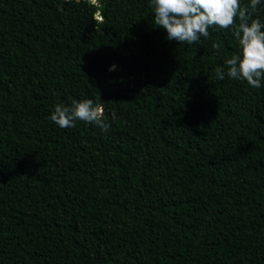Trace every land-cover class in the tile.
Segmentation results:
<instances>
[{
	"label": "trees",
	"instance_id": "trees-1",
	"mask_svg": "<svg viewBox=\"0 0 264 264\" xmlns=\"http://www.w3.org/2000/svg\"><path fill=\"white\" fill-rule=\"evenodd\" d=\"M96 10L0 0V264H264V80L216 79L232 30L179 43L149 0ZM73 99L108 131L50 120Z\"/></svg>",
	"mask_w": 264,
	"mask_h": 264
},
{
	"label": "clouds",
	"instance_id": "clouds-1",
	"mask_svg": "<svg viewBox=\"0 0 264 264\" xmlns=\"http://www.w3.org/2000/svg\"><path fill=\"white\" fill-rule=\"evenodd\" d=\"M87 3L97 9L92 20L103 23L101 0ZM260 4L261 0H249L243 5L241 0H149L154 23L166 30L168 40L193 44L201 37L207 38L210 28L231 29L238 51L225 58L227 72L218 67L215 77L223 80L227 75L253 88H260L264 80V22L258 16L253 18ZM212 48L218 52L220 44L213 43ZM49 118L61 128L75 127L77 121L93 124L104 132L110 128L103 105L92 99H73L70 106L57 104Z\"/></svg>",
	"mask_w": 264,
	"mask_h": 264
}]
</instances>
